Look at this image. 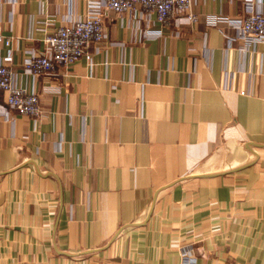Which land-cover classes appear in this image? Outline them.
<instances>
[{
    "label": "crops",
    "instance_id": "0c3cea01",
    "mask_svg": "<svg viewBox=\"0 0 264 264\" xmlns=\"http://www.w3.org/2000/svg\"><path fill=\"white\" fill-rule=\"evenodd\" d=\"M90 1L0 0V57L43 109L0 117V264H264V41L208 23L245 0L179 27L110 13L34 81L25 60Z\"/></svg>",
    "mask_w": 264,
    "mask_h": 264
},
{
    "label": "built area",
    "instance_id": "2783aa9c",
    "mask_svg": "<svg viewBox=\"0 0 264 264\" xmlns=\"http://www.w3.org/2000/svg\"><path fill=\"white\" fill-rule=\"evenodd\" d=\"M245 4L246 15L212 16L208 23L215 25L226 22L235 30L231 39H238L244 45L264 41V12L255 6L254 0H245ZM129 11L140 12L147 22L155 19L163 25H170L174 21L178 27L193 25L201 17L195 9V0H91L85 18L59 26L46 34L44 48L31 52L24 62V72L31 75L34 81L42 75L56 74L58 69L73 64L87 54L93 45L108 37L104 20L110 13L123 14ZM5 41L10 43V39ZM13 110L35 121L43 116L40 92L36 85L28 88L20 84L18 72L0 57V117L10 118ZM185 252L189 253L190 249Z\"/></svg>",
    "mask_w": 264,
    "mask_h": 264
}]
</instances>
